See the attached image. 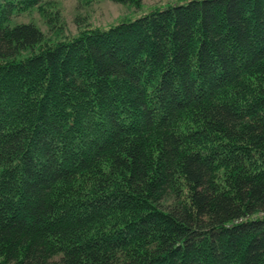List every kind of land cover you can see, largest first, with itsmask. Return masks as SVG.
Returning <instances> with one entry per match:
<instances>
[{
	"label": "trees",
	"instance_id": "16d2710c",
	"mask_svg": "<svg viewBox=\"0 0 264 264\" xmlns=\"http://www.w3.org/2000/svg\"><path fill=\"white\" fill-rule=\"evenodd\" d=\"M44 1L0 5V264H264V0L55 45Z\"/></svg>",
	"mask_w": 264,
	"mask_h": 264
},
{
	"label": "rangeland",
	"instance_id": "374dc122",
	"mask_svg": "<svg viewBox=\"0 0 264 264\" xmlns=\"http://www.w3.org/2000/svg\"><path fill=\"white\" fill-rule=\"evenodd\" d=\"M190 0H142L141 8L114 0H46L11 15L12 23L32 22L45 34V42L55 45L69 41L85 31L106 30L152 11ZM6 0H0L4 7ZM2 7V8H3Z\"/></svg>",
	"mask_w": 264,
	"mask_h": 264
}]
</instances>
